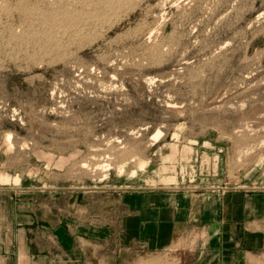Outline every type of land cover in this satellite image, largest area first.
Segmentation results:
<instances>
[{
    "label": "rangeland",
    "instance_id": "rangeland-1",
    "mask_svg": "<svg viewBox=\"0 0 264 264\" xmlns=\"http://www.w3.org/2000/svg\"><path fill=\"white\" fill-rule=\"evenodd\" d=\"M6 179L61 198L264 184V0H0Z\"/></svg>",
    "mask_w": 264,
    "mask_h": 264
},
{
    "label": "crops",
    "instance_id": "crops-1",
    "mask_svg": "<svg viewBox=\"0 0 264 264\" xmlns=\"http://www.w3.org/2000/svg\"><path fill=\"white\" fill-rule=\"evenodd\" d=\"M8 181L0 264H264V184L255 181L63 198Z\"/></svg>",
    "mask_w": 264,
    "mask_h": 264
}]
</instances>
